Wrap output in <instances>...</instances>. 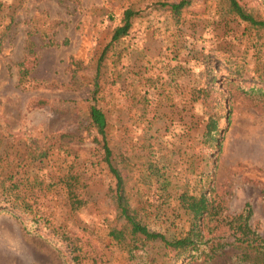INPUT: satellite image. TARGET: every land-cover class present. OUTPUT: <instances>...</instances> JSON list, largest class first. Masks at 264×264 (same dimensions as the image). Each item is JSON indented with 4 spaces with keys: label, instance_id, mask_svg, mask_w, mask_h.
Instances as JSON below:
<instances>
[{
    "label": "rangeland",
    "instance_id": "obj_1",
    "mask_svg": "<svg viewBox=\"0 0 264 264\" xmlns=\"http://www.w3.org/2000/svg\"><path fill=\"white\" fill-rule=\"evenodd\" d=\"M178 1L0 0V176L12 174L38 196L29 217L75 231L99 264H264L240 261L231 247L208 262L186 261L159 240L131 256L110 235L124 221L88 106L99 57L131 8L137 14L128 34L101 63L97 95L112 164L132 207L149 229L171 239L192 219L178 196L211 188L218 218L249 202L250 223L264 239V96L248 90L257 69L264 72V29L241 21L227 0H189L178 18L159 5ZM237 1L264 20V0ZM21 65L28 69L25 85L18 83ZM235 69L242 79L234 82ZM202 86L227 97L218 101L220 146L207 133L215 117L195 97ZM69 166L86 184L87 204L77 211L58 182ZM9 199L0 186V204ZM23 220L0 213V264H72L62 241L40 227L39 234L28 232Z\"/></svg>",
    "mask_w": 264,
    "mask_h": 264
},
{
    "label": "trees",
    "instance_id": "obj_2",
    "mask_svg": "<svg viewBox=\"0 0 264 264\" xmlns=\"http://www.w3.org/2000/svg\"><path fill=\"white\" fill-rule=\"evenodd\" d=\"M227 1L231 11L241 21L264 29V20L259 19L250 10L245 9L237 0ZM188 4L189 0H179L175 3L161 2L159 5L161 7H167L178 18L181 11ZM136 14V11L127 8L123 12L121 24L112 30L110 41L104 47L98 60L97 69L93 77V90L91 91L88 106L90 126L101 137L100 141L104 149V160L115 178V209L119 217L124 221L122 228L112 229L110 235L114 240L123 242L128 246L131 256L135 252L142 250L148 241L159 240L165 246L173 249L177 257L185 259L186 261L203 260L208 262L221 250L231 247L239 251L236 257L240 261L252 260L264 263V239L250 223L253 211L249 202L244 203L243 208L237 214L218 218L214 201L210 196L211 188H205L198 194L182 192L178 196L180 206L192 215V219L185 234L171 239L167 238L161 232L149 229L139 218L137 211L132 207L130 194L126 189L125 178L121 171L112 164L113 151L108 146L106 138L108 121L104 111L98 105L97 94L101 86V63L106 57L110 46L128 34L131 21ZM2 38L3 36H0V47ZM28 47L29 52L33 53L31 49L32 43H29ZM22 65L18 70V83L25 85L28 82V69ZM257 72V78L249 86L248 90L264 96V72L260 71V68L257 69ZM230 77L234 82L242 79L237 69L232 70ZM221 92L214 90L210 86H202L197 90V96H195L196 98L202 99L205 113L210 117H215L210 128L207 125V133L210 135V140L216 146H220L219 138L216 136V133L219 132L217 121L221 117L218 103L219 97H223L224 101H227V97L222 96L223 92ZM224 117L229 121L228 114L224 115ZM60 137L70 140L78 139L77 135L71 133H63ZM14 178L12 174H8L6 177L0 176V186L2 187L3 196L8 195L10 198L7 200L9 201L8 206L0 204V213L7 212L17 218H21V214H23L26 216V220H23L24 227L28 232H36L39 234V230L37 229L40 227L44 233H49L51 236L62 241L69 250L72 264H99L98 260L91 258L90 254L78 242L75 231L66 227H57L46 218L28 216V212L31 210L33 202L37 201L38 196L34 193L29 194L23 187L22 182L20 183V181L14 180ZM8 181L9 183H7ZM58 182L62 184L66 200L72 211H77L87 204L84 193L86 184L81 175L72 170V166L64 168V171L60 172ZM29 200H32V202ZM209 221H216L215 226H209ZM219 226L224 230V233L219 231Z\"/></svg>",
    "mask_w": 264,
    "mask_h": 264
}]
</instances>
